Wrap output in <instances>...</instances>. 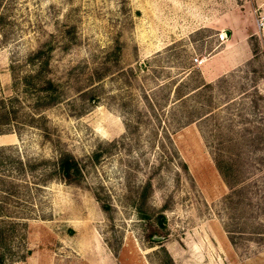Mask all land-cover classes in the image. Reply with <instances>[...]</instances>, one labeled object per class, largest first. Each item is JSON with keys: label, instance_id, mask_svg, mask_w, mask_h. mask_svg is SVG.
I'll return each instance as SVG.
<instances>
[{"label": "rangeland", "instance_id": "1", "mask_svg": "<svg viewBox=\"0 0 264 264\" xmlns=\"http://www.w3.org/2000/svg\"><path fill=\"white\" fill-rule=\"evenodd\" d=\"M1 100L0 264H264V0H0Z\"/></svg>", "mask_w": 264, "mask_h": 264}, {"label": "trees", "instance_id": "2", "mask_svg": "<svg viewBox=\"0 0 264 264\" xmlns=\"http://www.w3.org/2000/svg\"><path fill=\"white\" fill-rule=\"evenodd\" d=\"M28 59L32 64V68L15 76L12 74L11 86L13 89H19L23 91L31 90L30 94L33 97V106L35 109L42 106H47L58 98L57 83L51 77L46 76L45 71L47 69L48 54L43 48H37L28 55ZM15 98V97H14ZM16 109L13 108L12 103L5 104L1 100L0 104V120L8 122L10 116H14ZM181 168L185 169V162H180ZM84 163L74 157L67 150H59L52 160V171L64 182L78 183L83 177ZM102 208H105L104 204H101ZM157 226L161 225V222L157 220ZM157 226L149 225L147 234L158 231ZM0 256V261H1Z\"/></svg>", "mask_w": 264, "mask_h": 264}, {"label": "built area", "instance_id": "3", "mask_svg": "<svg viewBox=\"0 0 264 264\" xmlns=\"http://www.w3.org/2000/svg\"><path fill=\"white\" fill-rule=\"evenodd\" d=\"M193 60H194L195 62H197V63H200V62L202 61L201 58H197V57H194Z\"/></svg>", "mask_w": 264, "mask_h": 264}, {"label": "water", "instance_id": "4", "mask_svg": "<svg viewBox=\"0 0 264 264\" xmlns=\"http://www.w3.org/2000/svg\"><path fill=\"white\" fill-rule=\"evenodd\" d=\"M151 237L157 239V238H160L161 236H155V235H153Z\"/></svg>", "mask_w": 264, "mask_h": 264}]
</instances>
